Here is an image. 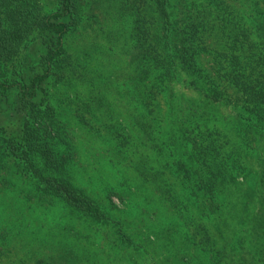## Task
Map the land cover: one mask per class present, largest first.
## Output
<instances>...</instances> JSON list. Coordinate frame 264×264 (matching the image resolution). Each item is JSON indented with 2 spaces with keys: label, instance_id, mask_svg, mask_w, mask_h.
Here are the masks:
<instances>
[{
  "label": "trees",
  "instance_id": "obj_1",
  "mask_svg": "<svg viewBox=\"0 0 264 264\" xmlns=\"http://www.w3.org/2000/svg\"><path fill=\"white\" fill-rule=\"evenodd\" d=\"M48 4L44 14L41 0H0V157L13 160L11 169L37 196L105 224V211L71 175V128L79 118V132L129 160L178 219L186 236L174 248L178 260L163 248L152 251L153 264H199L200 253L209 264H264V0ZM78 23L92 30L82 54L68 43ZM33 38L36 57L9 74ZM50 80L58 93L87 97L82 113L66 108V121L55 115ZM110 109L128 126L113 121ZM233 198H240L234 238L227 217ZM20 243L12 256L23 264H69L54 250Z\"/></svg>",
  "mask_w": 264,
  "mask_h": 264
},
{
  "label": "rangeland",
  "instance_id": "obj_2",
  "mask_svg": "<svg viewBox=\"0 0 264 264\" xmlns=\"http://www.w3.org/2000/svg\"><path fill=\"white\" fill-rule=\"evenodd\" d=\"M240 4L242 10L244 6L237 5ZM41 6L44 14L50 11L48 0H41ZM81 20L86 22L85 17ZM90 31L81 23L70 30L68 43L73 52L82 54L89 49L92 44ZM38 52V42L33 38L12 67H7L8 73L21 71L25 57L35 58ZM89 59H96V55L92 53ZM201 66L210 70L208 55L201 56ZM53 83L50 80L48 102L55 109V115L66 121L63 114L66 108L82 113L78 107L87 97L75 100L73 94L64 90L58 93ZM110 112H114L113 121L121 120L128 126L126 120L116 114L120 112L114 109ZM74 123V129L70 128L77 156L71 175L75 184L105 211L107 223H96L63 202L37 196L30 181L11 169L13 160L0 157V264L24 263L25 259L21 261L18 254L12 256L14 248L22 241L28 248L39 245L47 252L54 250L68 259L69 264H153L152 257L155 259L156 255L152 256V251L163 248L172 251L169 256L172 262L178 260L174 248L179 249L186 239L178 219L127 167L129 160L116 159L108 145L80 133L83 129L79 128V118L74 119ZM237 194H240L239 189ZM239 201L240 198H233V207L228 209L231 215H227L233 238L240 228L237 223ZM199 257L202 260L199 264H209L206 254L200 253Z\"/></svg>",
  "mask_w": 264,
  "mask_h": 264
}]
</instances>
